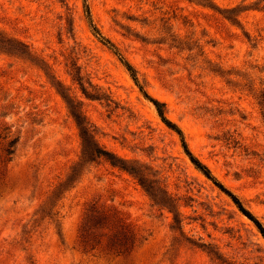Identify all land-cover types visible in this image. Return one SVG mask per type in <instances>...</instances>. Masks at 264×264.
I'll return each instance as SVG.
<instances>
[{
    "label": "rangeland",
    "instance_id": "rangeland-1",
    "mask_svg": "<svg viewBox=\"0 0 264 264\" xmlns=\"http://www.w3.org/2000/svg\"><path fill=\"white\" fill-rule=\"evenodd\" d=\"M83 2L190 152L264 227V0H0V131L18 137L0 162V264H264V240L193 169L91 34ZM75 73L106 100L84 97ZM58 91L153 199L101 158L67 178L80 141ZM91 203L126 216L144 239L133 254L80 250Z\"/></svg>",
    "mask_w": 264,
    "mask_h": 264
},
{
    "label": "trees",
    "instance_id": "trees-1",
    "mask_svg": "<svg viewBox=\"0 0 264 264\" xmlns=\"http://www.w3.org/2000/svg\"><path fill=\"white\" fill-rule=\"evenodd\" d=\"M83 13L85 21L93 37L117 57L118 61L128 72L131 80L137 86L139 93L153 106L160 122L168 130L175 133L179 140L182 152L187 157L193 169L204 176L206 180L210 181L211 184L220 192L225 194L230 199L237 211L252 223L261 238L264 240V227L262 224L246 208L243 207L240 200L234 194L230 193L211 175L207 166L199 161L190 152L180 128L166 117L164 103L149 96L145 92L142 86L138 83L134 68L121 56L116 46L99 32L93 23L90 12L84 2ZM6 44L9 45L10 43L6 42ZM16 52L27 54L26 50H16ZM71 79L77 83L79 91L84 97L93 100H106V98L101 96V94H99L97 91H93L94 87H92L88 82L82 80L79 74L75 73L72 75ZM85 84L88 86H85ZM88 87H92V89L89 91ZM59 94L66 103L69 114L77 129L78 138L80 141V156L76 164L70 168V174L67 176V178L73 174L75 167L79 164L89 161L92 162L94 159L101 158L111 167L130 174L137 180L138 184L145 190L148 196L153 199V195L151 193L152 188L150 184H145L144 180L139 174V170L132 166L127 160L122 159L111 151L101 147L96 140L94 126L85 119L82 113L77 110L73 104H70L68 98H66L61 92H59ZM263 95L264 94H261V102H264ZM17 141L18 137L11 134L6 127L1 129V163L7 164L12 160ZM57 186H60V183ZM143 240L144 239L138 237L133 226L119 209L114 207L99 206L96 203H91L86 207L77 231V243L82 252H91L96 250L105 251L115 257L122 258H126L133 254L135 250L141 245Z\"/></svg>",
    "mask_w": 264,
    "mask_h": 264
}]
</instances>
